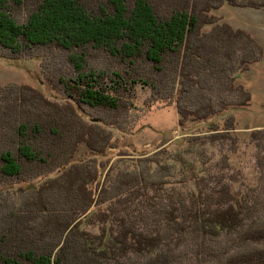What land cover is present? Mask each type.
<instances>
[{"label":"trees","instance_id":"obj_1","mask_svg":"<svg viewBox=\"0 0 264 264\" xmlns=\"http://www.w3.org/2000/svg\"><path fill=\"white\" fill-rule=\"evenodd\" d=\"M224 5L264 0H0V57L41 59L64 96L0 83V264H264L254 187L233 193L206 151L224 148L229 165L231 111L252 102L236 82L264 54L250 33L218 23L211 12ZM137 87L150 91L146 108L175 106L180 132L196 129L189 120L209 132L112 173L98 156L114 147V130L139 121ZM250 137L263 173L264 128ZM82 144L93 156L78 160ZM177 166L182 191L166 186Z\"/></svg>","mask_w":264,"mask_h":264},{"label":"rangeland","instance_id":"obj_2","mask_svg":"<svg viewBox=\"0 0 264 264\" xmlns=\"http://www.w3.org/2000/svg\"><path fill=\"white\" fill-rule=\"evenodd\" d=\"M211 13L219 18L218 23L227 22L234 28L244 29L250 33L262 45L264 51V8L254 9L224 5ZM41 62L39 58L10 60L0 57V83L3 85L10 83L29 85L40 90L49 99L64 101L63 94L51 89L47 84L41 71ZM238 82L252 94L251 111L248 108L236 111L232 109L231 111V114L236 118V130L233 134L238 138V149L230 153L229 165L226 166L222 162V157L227 152L224 151V148L221 150L219 146H208L206 148L207 157L210 160L211 170L214 172L213 176L224 174L223 180L228 182L231 191L239 197L245 196V194L251 196L253 192L251 188L254 187L255 195L253 196L258 198L257 202L260 208L263 206L264 209V172L262 173L256 166L255 145L250 137L251 131L264 128V54L260 61L250 65L249 70L239 74L236 83ZM135 95L137 105L141 108L139 121L132 129L114 130V147L98 156V160H107L109 166L112 164V173L134 167L135 161L139 158L150 157L163 147L172 151L180 149L184 151L187 148L188 136L209 132L205 126L195 124L196 121L193 120L187 121L185 126L194 125L195 130L180 132L179 129L182 127L178 123L179 115L174 105L159 102L146 108L145 102L150 96V91L137 87ZM217 121L220 124L223 123L221 119ZM161 144L162 146H160ZM89 156H93L91 150L84 144L80 145L76 159L83 160ZM195 157L191 159L189 156V159H197ZM197 163H199L198 160L195 164L199 165ZM178 167L175 176L166 186L182 191L186 185L183 183L185 180L182 179L184 173ZM232 170L236 178L233 176ZM207 183L214 186L217 181L212 178ZM21 185L27 187L29 183ZM99 208L105 209V206L95 209ZM261 214L263 218L264 210ZM85 227L94 232L98 231V227L93 225ZM185 248L186 245L181 250H185ZM184 262H187L186 258H184Z\"/></svg>","mask_w":264,"mask_h":264}]
</instances>
